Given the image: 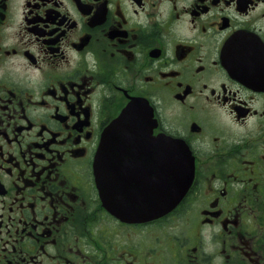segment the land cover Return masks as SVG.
Segmentation results:
<instances>
[{
  "label": "flooded vegetation",
  "instance_id": "af4514ba",
  "mask_svg": "<svg viewBox=\"0 0 264 264\" xmlns=\"http://www.w3.org/2000/svg\"><path fill=\"white\" fill-rule=\"evenodd\" d=\"M135 99L194 177L171 213L126 222L94 168ZM159 148L128 149L127 208L156 200ZM166 258L264 264V0H0V264Z\"/></svg>",
  "mask_w": 264,
  "mask_h": 264
},
{
  "label": "water",
  "instance_id": "95a60500",
  "mask_svg": "<svg viewBox=\"0 0 264 264\" xmlns=\"http://www.w3.org/2000/svg\"><path fill=\"white\" fill-rule=\"evenodd\" d=\"M156 126L154 113L145 100H134L123 114L106 130L96 158L95 175L104 206L126 220H146L171 211L187 192L193 177L189 153L183 144L159 136L156 144L150 140ZM162 146V187L155 193L150 206L126 207V154L128 149L146 152L151 146ZM177 164V166H176Z\"/></svg>",
  "mask_w": 264,
  "mask_h": 264
},
{
  "label": "rangeland",
  "instance_id": "374dc122",
  "mask_svg": "<svg viewBox=\"0 0 264 264\" xmlns=\"http://www.w3.org/2000/svg\"><path fill=\"white\" fill-rule=\"evenodd\" d=\"M194 211H195V210H194ZM197 220H198L197 218H194V221L192 222V224H190L191 228H189L187 225H185V227H184L183 229H181V230H183V231L189 230V231L186 232L187 234L193 232L192 230H193V228L195 227V224L197 223ZM191 229H192V230H191ZM157 234H158L157 231H154V233H153V237H151V233L149 234V233L146 232V236L144 237V239L142 240V242H135V241H133V239H134V238H137L136 240L138 241L139 236H138V237H133L131 234H128V233L126 232V245H127V243H131V244L135 245L136 247H139L140 243H141L142 245H150V243H148V242H150V237H151V242H154V241H156L155 236H156ZM145 241H146V242H145ZM154 243H155V242H154ZM143 247H144V248H147L146 246H143ZM131 248H132V247H131ZM156 248H158L159 251H167V250H170V246H168L167 244H164V241H163L162 243L158 244ZM210 248L213 250V248H212L211 246H209V249H210ZM147 249H148V248H147ZM134 251H136L134 248H132L131 250H129V252H128V254H129L128 257H129V258L131 257V255H132V253H133ZM137 251H138V250H137ZM213 251H214V250H213ZM164 254H165V253H164ZM163 264H170V263H169V259L166 258L165 263H163Z\"/></svg>",
  "mask_w": 264,
  "mask_h": 264
}]
</instances>
